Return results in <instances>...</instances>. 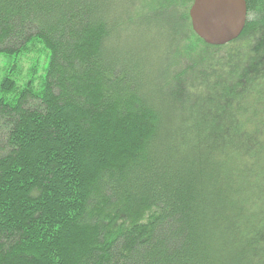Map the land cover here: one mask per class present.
I'll list each match as a JSON object with an SVG mask.
<instances>
[{
	"label": "trees",
	"instance_id": "1",
	"mask_svg": "<svg viewBox=\"0 0 264 264\" xmlns=\"http://www.w3.org/2000/svg\"><path fill=\"white\" fill-rule=\"evenodd\" d=\"M191 2L0 0V264H264V0Z\"/></svg>",
	"mask_w": 264,
	"mask_h": 264
},
{
	"label": "water",
	"instance_id": "2",
	"mask_svg": "<svg viewBox=\"0 0 264 264\" xmlns=\"http://www.w3.org/2000/svg\"><path fill=\"white\" fill-rule=\"evenodd\" d=\"M188 16L191 29L206 44L224 45L242 32L246 19L245 0H192Z\"/></svg>",
	"mask_w": 264,
	"mask_h": 264
},
{
	"label": "rangeland",
	"instance_id": "3",
	"mask_svg": "<svg viewBox=\"0 0 264 264\" xmlns=\"http://www.w3.org/2000/svg\"><path fill=\"white\" fill-rule=\"evenodd\" d=\"M0 65H1V60H0ZM0 69H1V66H0Z\"/></svg>",
	"mask_w": 264,
	"mask_h": 264
}]
</instances>
